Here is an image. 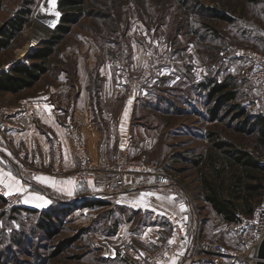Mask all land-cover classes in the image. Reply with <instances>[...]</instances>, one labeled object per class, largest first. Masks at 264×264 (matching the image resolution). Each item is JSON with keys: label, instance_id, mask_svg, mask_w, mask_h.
Instances as JSON below:
<instances>
[{"label": "rangeland", "instance_id": "374dc122", "mask_svg": "<svg viewBox=\"0 0 264 264\" xmlns=\"http://www.w3.org/2000/svg\"><path fill=\"white\" fill-rule=\"evenodd\" d=\"M57 4L58 0L59 11ZM25 5L31 7L30 19L2 51L6 62L1 66L9 64L16 51L48 37L59 21L58 17L54 27L46 26L53 14L48 0H0V27ZM84 10L50 57L42 81H61L60 75H66L67 83L74 82L78 62L83 61L97 85L102 63L112 61L118 71L116 61L124 49L147 54L154 47L160 54L189 55L192 64L179 70V78L169 74L144 85L147 92L134 100L129 135L120 144L134 157L159 159L177 177L168 189L183 199L190 192L200 215L199 223V216L194 219L195 230L200 228L202 237L240 247L248 230L223 220L201 198L199 167L193 159L212 149V137L255 149L253 125L246 122L261 114L259 89L245 75L249 59L235 55L239 49L264 51V0H84ZM139 72L136 68V75ZM223 80L237 95L212 116L209 109L215 98L193 99L202 84ZM84 187H78L75 196L50 195V204L33 212L21 209L22 201L15 207L20 210L8 209L0 198V264H127L120 256L111 257L100 239L107 236L122 243L115 235L133 212L114 198L104 206L71 205ZM34 189L46 194L40 185ZM42 210L58 212L51 233L39 225Z\"/></svg>", "mask_w": 264, "mask_h": 264}, {"label": "crops", "instance_id": "0c3cea01", "mask_svg": "<svg viewBox=\"0 0 264 264\" xmlns=\"http://www.w3.org/2000/svg\"><path fill=\"white\" fill-rule=\"evenodd\" d=\"M28 49L30 47L26 46L16 51L14 57L25 54ZM2 54L1 51L0 66L6 62ZM131 56L135 69L141 70L146 58L145 50H135ZM111 62L102 63L100 66L101 82L96 86L93 82L94 75L85 67V62L79 61L74 82L67 83L70 76L66 75H60L61 81L43 82L48 71L31 87L18 92L0 91V114L4 110L9 111L7 120L10 137L7 142L0 136V181L4 182L1 183L3 185L12 183L7 173L21 181L24 191H12L21 195L24 206L46 208L50 204V195L75 196L79 186L70 177V173L78 166L71 137L74 128L81 132L92 157H96L103 146L113 156L121 148L123 139L125 143L130 131L132 108L136 103L134 100L138 96L136 99L126 96L127 86L122 83L118 71L110 65ZM178 72L171 75L179 78ZM95 74L97 78L98 73ZM169 74L167 69L163 68L156 79H166ZM146 92L143 89L139 95ZM138 102L139 100L137 104ZM109 123L110 126L107 127L106 124ZM54 142H59L62 147L64 174H36L23 178L19 174L18 152L25 150L29 154L39 153L45 165L50 166ZM38 176L50 179L47 184H43L35 179ZM112 178L111 173L98 172L86 182V186L90 194L105 200L114 198L124 209L133 212L119 225L115 238L134 249H153L157 242L183 233L188 243L185 251L191 253L195 238L194 217L188 199L181 198L178 192L169 190L168 186H149L131 193L112 195L108 192ZM29 185L33 190L38 185L43 187L44 192L46 191L43 201L30 199ZM7 191L9 192V189ZM68 192L72 194L69 195ZM147 193L152 195H145ZM181 203L185 206L184 210L180 208ZM37 204L41 206L38 207ZM162 219L165 223H162ZM166 227L168 231H164ZM166 233L167 236H164ZM107 253L111 257L118 256L109 250ZM182 263V258H174L165 264Z\"/></svg>", "mask_w": 264, "mask_h": 264}, {"label": "built area", "instance_id": "2783aa9c", "mask_svg": "<svg viewBox=\"0 0 264 264\" xmlns=\"http://www.w3.org/2000/svg\"><path fill=\"white\" fill-rule=\"evenodd\" d=\"M235 56L249 59L248 66L244 69L245 75L251 78L259 89L260 113L264 117V51L239 49ZM18 61L23 64L31 63V59L22 54L11 60L9 64L1 66L0 72L9 70ZM189 64L192 62L187 54L181 56L160 54L154 47L147 51L144 64L137 75L131 53L127 49L122 51L116 61L120 79L127 86V97L130 99H136L144 89V85L156 80L163 68H166L170 74H174ZM209 89V84H202L193 99L194 102L197 100L201 102ZM8 114V110L0 114V136L7 142L10 141ZM71 137L78 166L70 173V177L77 182L79 187L85 185L98 172L112 174L113 178L108 185V192L112 195L131 193L149 186H170L177 181V177L166 169L159 159L134 157L130 154L128 147L119 148L111 156L105 146L101 147L96 157H92L79 129L74 128L71 131ZM17 159L20 164L19 174L23 178L36 174L53 176L64 174L62 147L59 142L52 144V164L50 166L45 165L39 153L29 154L25 150L18 152ZM187 192L193 217L195 219L199 216V223V210L190 192ZM0 197L4 198L8 209L21 205V195L8 194L7 189L1 183ZM237 215L241 227L248 230L241 239L240 247L204 238L200 234V228L197 231L194 228L196 236L190 254L185 251L188 243L183 233H177L169 239L157 242L153 249H134L128 244L116 243L107 236L102 237L100 242L106 250L122 257L127 264H165L174 258H182V264H257L260 260V245L264 240V193L261 202L255 206L251 214L237 213Z\"/></svg>", "mask_w": 264, "mask_h": 264}, {"label": "trees", "instance_id": "16d2710c", "mask_svg": "<svg viewBox=\"0 0 264 264\" xmlns=\"http://www.w3.org/2000/svg\"><path fill=\"white\" fill-rule=\"evenodd\" d=\"M57 8L60 16L55 30L27 51L26 56L31 59L30 64L18 61L9 70L0 72V91L18 92L31 87L49 71L50 57L64 37L71 32L73 25L85 14L84 0H58ZM30 14L31 7L25 5L7 19L0 29V52L12 44L29 21ZM218 15L230 19L227 15L220 13ZM206 95L207 99L215 98L209 110L212 116H218L220 106L233 100L237 93L230 88L228 81L223 80L213 82ZM241 112L242 115L245 114L242 108ZM246 124L253 125L252 130L256 135L254 150L229 140L212 137V149L199 153L193 159L195 165L199 167L198 186L201 198L210 205L215 214L228 223H239L237 213L251 214L255 206L261 202L264 193V117L261 114L255 115L247 120ZM80 192L82 194L73 199L71 205L83 203V206H104L110 202L109 199L90 194L87 186L81 188ZM20 208L29 212L38 210L24 205ZM57 213L42 210L40 227L51 233Z\"/></svg>", "mask_w": 264, "mask_h": 264}, {"label": "snow or ice", "instance_id": "6c2138e0", "mask_svg": "<svg viewBox=\"0 0 264 264\" xmlns=\"http://www.w3.org/2000/svg\"><path fill=\"white\" fill-rule=\"evenodd\" d=\"M49 4L52 6L53 9L56 8V0H48ZM53 15H55L56 17H59L60 16V12L59 11H54L53 12ZM46 107H48L46 105ZM123 147V146H121ZM10 180L12 181V183H6L4 184V186L9 189V192L8 194H13V189H15V191L17 192H22L24 191L22 185H21V181L19 180H16L14 177L11 176V173H7L6 174ZM38 182L40 183H43V184H47V180L50 179V178H45V177H42V176H38L35 178ZM0 183H4L3 181H0ZM69 195H71L72 193L71 192H68ZM145 195H152V193H147ZM28 196L30 197L31 200H34V201H43L44 200V197L42 194H40L38 191L36 190H33L31 188V185L28 186ZM172 199L174 200L175 197H172ZM25 202H28V200H25ZM46 203V201H45ZM36 206H41L40 204H37ZM180 208L181 210H184L185 206L183 203L180 204ZM149 231H151V229H149Z\"/></svg>", "mask_w": 264, "mask_h": 264}, {"label": "bare ground", "instance_id": "6f19581e", "mask_svg": "<svg viewBox=\"0 0 264 264\" xmlns=\"http://www.w3.org/2000/svg\"><path fill=\"white\" fill-rule=\"evenodd\" d=\"M49 12H54V10L56 11V8L53 9L51 5H49L48 7ZM58 17H56L55 15L52 14L51 17H49V20L46 23V26L49 28L54 27V25L57 23Z\"/></svg>", "mask_w": 264, "mask_h": 264}, {"label": "water", "instance_id": "95a60500", "mask_svg": "<svg viewBox=\"0 0 264 264\" xmlns=\"http://www.w3.org/2000/svg\"><path fill=\"white\" fill-rule=\"evenodd\" d=\"M259 257H260V260L257 262V264H264V240L262 241L260 245Z\"/></svg>", "mask_w": 264, "mask_h": 264}]
</instances>
